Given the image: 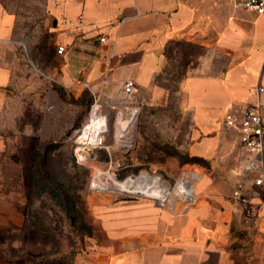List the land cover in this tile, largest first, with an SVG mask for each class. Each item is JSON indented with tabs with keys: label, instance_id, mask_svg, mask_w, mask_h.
I'll use <instances>...</instances> for the list:
<instances>
[{
	"label": "crops",
	"instance_id": "0c3cea01",
	"mask_svg": "<svg viewBox=\"0 0 264 264\" xmlns=\"http://www.w3.org/2000/svg\"><path fill=\"white\" fill-rule=\"evenodd\" d=\"M170 90L190 116L187 153L222 174L201 176L189 210L131 211L120 220L121 245L72 264H263L264 191L245 176L256 212L245 221L230 195L247 155L224 115L240 118L258 100L264 116V14L229 0H0V226L24 218L31 151L84 119V97L157 109Z\"/></svg>",
	"mask_w": 264,
	"mask_h": 264
},
{
	"label": "rangeland",
	"instance_id": "374dc122",
	"mask_svg": "<svg viewBox=\"0 0 264 264\" xmlns=\"http://www.w3.org/2000/svg\"><path fill=\"white\" fill-rule=\"evenodd\" d=\"M17 8L21 12V7ZM34 8L26 6L24 11L29 14L27 11L33 12ZM23 42L27 44L26 38ZM18 51L20 63L21 57L27 60L21 47ZM27 54L39 69H45L35 61L30 46ZM88 96L83 101L85 110L80 108L84 119L74 123L73 129L61 139L37 141L31 151L25 215L17 226L13 223L0 226V262L72 264L81 253L119 246L124 242V237L117 234L120 220L128 218L131 211L189 210L199 202L195 201V193L201 176L222 174L210 170L213 161L195 160L187 153L191 120L188 112L179 109L177 92L170 90L166 104L157 109H136L124 96L116 100L94 98L90 93ZM93 106L107 121V129L100 134L102 143L96 146L77 141ZM120 113L126 119L135 115L132 128L122 138L130 140V145L115 141V121ZM82 145L84 148L79 151ZM33 154L46 160L47 173H41L49 178L41 190L33 189L32 175L36 169ZM109 168L119 180H141L166 194L152 197L99 184L95 178L97 170ZM177 182L191 183L193 198L183 196Z\"/></svg>",
	"mask_w": 264,
	"mask_h": 264
},
{
	"label": "built area",
	"instance_id": "2783aa9c",
	"mask_svg": "<svg viewBox=\"0 0 264 264\" xmlns=\"http://www.w3.org/2000/svg\"><path fill=\"white\" fill-rule=\"evenodd\" d=\"M229 1L246 10L257 14H264V0ZM103 39L101 37V40ZM56 51L61 54L64 51V46L58 45ZM122 89L127 96L131 95L134 92L133 80L128 79L124 81ZM255 93H257V89H250L248 91L250 96ZM224 122L227 126L238 130L241 148L247 155L246 160L238 171L240 178L230 196L245 206V221H251L256 212L251 203L249 191L245 187V176L251 175L253 177V185L264 191V116L261 111L260 102L256 100L243 107L240 118L235 116L232 109H228L224 115ZM261 245L264 248V238L261 240Z\"/></svg>",
	"mask_w": 264,
	"mask_h": 264
},
{
	"label": "bare ground",
	"instance_id": "6f19581e",
	"mask_svg": "<svg viewBox=\"0 0 264 264\" xmlns=\"http://www.w3.org/2000/svg\"><path fill=\"white\" fill-rule=\"evenodd\" d=\"M96 109L97 107L93 106V110L90 113L89 120L87 121V123H85V125H83L81 134L77 137V141L81 144H86V145L89 144L96 146L102 143L100 134L107 129V121H106V117L104 115H99ZM134 114L133 116H130L127 119L123 117L122 113H120L116 117V121H115L116 143L130 145L131 142L130 140L125 141L122 138H124V134L128 131V129L132 128L131 126L135 122ZM83 148H84L83 145L79 146L78 150L80 151ZM81 159L86 160L87 156H84ZM95 178L96 181L101 185H104L106 187H111L113 189L121 190L124 192L141 193L142 195H147L152 197L164 196L166 194V192L161 191L155 185L146 183L141 180H131V179L119 180L112 175V171L110 170V168L105 171L98 169ZM177 187L179 188L180 193L182 195H186V194L191 195L193 193L191 183L177 182Z\"/></svg>",
	"mask_w": 264,
	"mask_h": 264
},
{
	"label": "trees",
	"instance_id": "16d2710c",
	"mask_svg": "<svg viewBox=\"0 0 264 264\" xmlns=\"http://www.w3.org/2000/svg\"><path fill=\"white\" fill-rule=\"evenodd\" d=\"M192 159H200L199 157H195L193 156ZM33 160H34V163L36 165V169L34 170L33 172V175H32V181H33V189H43L46 184H47V180L49 178L48 174L47 175H42L41 172H44V173H47V171L45 170V157L42 156L40 159L38 158V156L36 154H33ZM41 173V179H40V174ZM37 189V190H38ZM64 198H66L67 200V195H64ZM68 210V208H66V211Z\"/></svg>",
	"mask_w": 264,
	"mask_h": 264
},
{
	"label": "water",
	"instance_id": "95a60500",
	"mask_svg": "<svg viewBox=\"0 0 264 264\" xmlns=\"http://www.w3.org/2000/svg\"><path fill=\"white\" fill-rule=\"evenodd\" d=\"M131 113H134V112L131 111Z\"/></svg>",
	"mask_w": 264,
	"mask_h": 264
}]
</instances>
